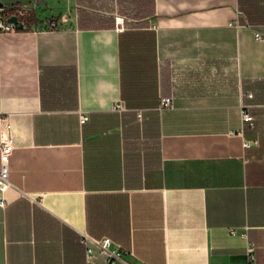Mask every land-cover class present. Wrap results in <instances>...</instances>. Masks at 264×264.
<instances>
[{
    "label": "crops",
    "instance_id": "obj_1",
    "mask_svg": "<svg viewBox=\"0 0 264 264\" xmlns=\"http://www.w3.org/2000/svg\"><path fill=\"white\" fill-rule=\"evenodd\" d=\"M37 1L0 0L36 18L0 31V264H264V0Z\"/></svg>",
    "mask_w": 264,
    "mask_h": 264
},
{
    "label": "built area",
    "instance_id": "obj_2",
    "mask_svg": "<svg viewBox=\"0 0 264 264\" xmlns=\"http://www.w3.org/2000/svg\"><path fill=\"white\" fill-rule=\"evenodd\" d=\"M33 7L23 6L20 7V12L32 11ZM239 12H236V16L233 20L228 22L229 27L240 28L243 24L238 20ZM71 22L70 15L64 12L58 19L52 18L47 21V30L53 32L54 30L66 26ZM16 26L10 22H5L2 15V8H0V31H11L15 30ZM255 39L264 41V37L259 34L254 35ZM172 106L171 99L169 97L161 98L158 110L164 111L170 109ZM120 108L119 106L116 109ZM138 117H140L138 115ZM87 118L85 116L79 117L81 124L85 123ZM253 125V118L246 110H241V129L242 132L244 127H251ZM248 142H243V147H248ZM13 150L12 139L8 123L3 120L0 127V193L2 194L9 186L8 174H9V159ZM35 201L34 199L30 198ZM5 206V201L0 198V207ZM230 234L235 235V231H230ZM80 243L85 249V263L93 264V260L96 256H103L106 264H140L137 262H127L123 253L116 247L112 246V243L107 238L96 239L86 234H80ZM245 264H256L255 256L253 253L252 246H247L244 252Z\"/></svg>",
    "mask_w": 264,
    "mask_h": 264
},
{
    "label": "trees",
    "instance_id": "obj_3",
    "mask_svg": "<svg viewBox=\"0 0 264 264\" xmlns=\"http://www.w3.org/2000/svg\"><path fill=\"white\" fill-rule=\"evenodd\" d=\"M20 7L2 8V15L5 22L11 17H16L18 24L23 26L22 29L15 28L16 30H28L36 25V18L32 12H20Z\"/></svg>",
    "mask_w": 264,
    "mask_h": 264
},
{
    "label": "water",
    "instance_id": "obj_4",
    "mask_svg": "<svg viewBox=\"0 0 264 264\" xmlns=\"http://www.w3.org/2000/svg\"><path fill=\"white\" fill-rule=\"evenodd\" d=\"M43 0H38L37 3H43ZM8 22L12 23L15 25L17 28L22 29L23 26L21 24H18L16 17H11L8 19Z\"/></svg>",
    "mask_w": 264,
    "mask_h": 264
}]
</instances>
